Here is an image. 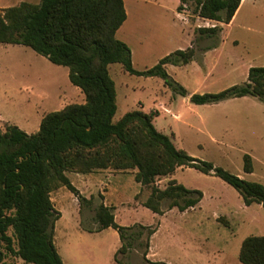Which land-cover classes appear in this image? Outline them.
<instances>
[{
    "label": "rangeland",
    "instance_id": "rangeland-1",
    "mask_svg": "<svg viewBox=\"0 0 264 264\" xmlns=\"http://www.w3.org/2000/svg\"><path fill=\"white\" fill-rule=\"evenodd\" d=\"M23 1L40 0H0V9ZM123 1L129 16L116 37L130 48L136 70L148 69L164 55L185 46L193 48L195 54L188 64L166 69L186 89V96L172 92L159 77L130 74L121 64H110L117 93L114 120L135 108L146 112L155 109L158 113L153 124L177 147L241 178L264 184V101L245 95L196 104L189 98L193 93L217 92L242 84L251 66H264V0H244L235 21L213 36L201 34L197 28L223 23L196 15L193 2L177 11L179 0ZM84 98L70 82L68 67L50 62L25 45H0V121L33 132L45 113L68 103H82ZM245 153L252 157V173L243 171ZM178 168L173 176L158 178L156 184L163 188L172 177L188 188L201 190L200 202L184 211L168 209L169 200L164 202L162 214L145 207L151 185L136 182L135 169L107 180L98 176L106 181L93 186L91 194L85 193L89 197L84 201H74L65 189L67 195L57 206L61 216L53 231L63 261L120 264L115 259L121 245L118 231L111 227L98 231L95 219L108 185V203L116 206L112 207L116 222L130 227L126 235L131 247L118 255L123 263L243 264L238 258L242 240L250 234L264 236L262 205H245L239 192L215 175L192 167ZM82 175L67 172L73 183ZM115 189L120 191L118 195ZM52 197L56 203L55 194ZM147 226L156 227L150 236ZM5 261L29 264L10 253H6Z\"/></svg>",
    "mask_w": 264,
    "mask_h": 264
},
{
    "label": "trees",
    "instance_id": "trees-1",
    "mask_svg": "<svg viewBox=\"0 0 264 264\" xmlns=\"http://www.w3.org/2000/svg\"><path fill=\"white\" fill-rule=\"evenodd\" d=\"M188 2L194 3L196 15L229 23L241 0H180L178 11ZM126 17L123 0L23 1L0 9V45H25L50 62L68 67L70 82L85 97L82 103H68L45 113L35 133L28 134L13 124L0 128V264H14L5 261L6 253L29 264H66L53 239L60 212L54 208L51 192L64 186L77 199L85 200L67 172L135 169L134 180L151 185L143 205L162 214L166 200L168 209L177 207L180 211L200 202L201 190L188 188L174 178L163 188L156 184L158 178L172 175L178 167H192L234 187L245 205L256 202L264 208L263 183L241 178L177 147L153 124L157 110L135 108L114 120L117 93L110 64L119 63L130 74L159 77L172 92L186 96V89L169 75L165 65H185L195 54L193 48L176 49L154 66L136 70L130 48L116 37ZM220 30L218 25L197 28L210 36ZM245 95L264 101V66H251L242 84L193 93L189 98L193 103L207 104ZM243 171L253 172L248 153L243 155ZM95 219L98 231L109 227L118 231L121 245L115 259L125 264L118 255L131 247L126 235L130 227L119 225L112 207L103 203L97 207ZM155 231L156 227H149L148 235ZM238 258L243 264H264V236L247 235Z\"/></svg>",
    "mask_w": 264,
    "mask_h": 264
},
{
    "label": "crops",
    "instance_id": "crops-1",
    "mask_svg": "<svg viewBox=\"0 0 264 264\" xmlns=\"http://www.w3.org/2000/svg\"><path fill=\"white\" fill-rule=\"evenodd\" d=\"M244 0H241V3H240V5H239V7H238V9L236 10V12H235V14H234V16L232 17V19H231V21L229 22V23H223V22H220V21H216V20H212V19H207V18H203V19H205L206 21H216V22H220V23H223V26H220L221 27V29H222V27H224V26H229L230 24H232L234 21H235V19H236V17H237V15H238V13H239V11H240V9H241V6H242V2H243ZM179 3H180V0H179V2H178V4H177V6L179 5ZM177 6H176V10L178 11V9H177ZM126 13H127V11H126ZM177 15H179V12H177ZM128 13H127V17H126V19H125V21L123 22V24H125L127 21H128ZM187 23V22H186ZM122 24V25H123ZM121 25V26H122ZM213 25H217V24H211V26H213ZM120 26V27H121ZM219 26V25H218ZM119 27V28H120ZM117 32V31H116ZM189 45V44H188ZM185 48H187L186 46L184 47V48H178V49H185ZM165 56V55H164ZM188 64V63H187ZM171 65H173V64H166L165 65V69H168V67L169 66H171ZM178 66V65H177ZM182 66V65H181ZM167 71V70H166ZM44 116V115H43ZM42 119V118H41ZM1 122H3V124H1ZM40 122H41V120H40ZM6 124H13V125H17L16 123H11L10 121H6V120H1L0 121V128L1 129H4V127H5V125ZM40 125V124H39ZM20 129H22L23 127H21V126H19V125H17ZM38 129H39V127H38ZM38 129H36V127H33V132H27V131H25L24 129H22V130H24L26 133H28V134H31V133H35L36 131H38ZM179 168H177L176 169V171L178 170ZM109 170H111V169H105V170H103L102 172H98V173H82L83 175L82 176H79V178L76 180V182L75 183H73L72 182V184L78 189V191H79V193L82 195V196H84V197H89V195H87V194H85V193H89V194H91L92 193V187L93 186H95V185H97V183H101V182H104V181H106L107 180V178L108 177H111L112 175H118V174H121L123 171H121V172H110ZM115 171V170H114ZM175 171V172H176ZM252 173V172H251ZM174 175V173L172 174V176ZM98 176H106L105 178H106V180H104V178H102V177H98ZM172 178V177H171ZM170 178V179H171ZM71 181V180H70ZM105 184H106V182H105ZM107 185V184H106ZM65 189H67L66 187H64V186H62V187H59L58 189H56V190H54L53 192H51V200H52V202H53V205H54V208L56 209V210H58L59 212H60V209L59 208H57V206H59V204L61 203V201L63 200V198L67 195L66 194V192H65ZM68 190V189H67ZM68 191H70V190H68ZM70 193L72 194V196H73V200L75 201V199H77V197L70 191ZM114 193L116 194V195H118L119 193H120V191L119 190H117V189H115L114 190ZM52 194H55V196H56V203H54V198L52 197ZM102 194H103V204L104 205H106V206H109V207H113V208H116V206L115 205H110L109 203H108V200H109V198L111 197V191H110V189L108 188V185H107V188H106V191L104 192H102ZM121 200V199H120ZM115 215V214H114ZM60 216H61V213H60ZM60 218V217H59ZM116 221V220H115ZM56 246V245H55ZM58 250V249H57ZM61 258H62V256H61ZM63 259V258H62ZM64 260V259H63ZM67 264V263H66Z\"/></svg>",
    "mask_w": 264,
    "mask_h": 264
},
{
    "label": "built area",
    "instance_id": "built-area-1",
    "mask_svg": "<svg viewBox=\"0 0 264 264\" xmlns=\"http://www.w3.org/2000/svg\"><path fill=\"white\" fill-rule=\"evenodd\" d=\"M187 5H188L187 3H184V4H183V8H186ZM213 26H214V25H213Z\"/></svg>",
    "mask_w": 264,
    "mask_h": 264
}]
</instances>
